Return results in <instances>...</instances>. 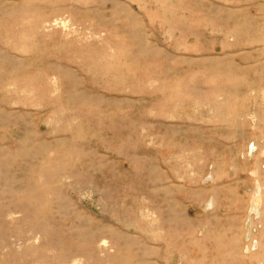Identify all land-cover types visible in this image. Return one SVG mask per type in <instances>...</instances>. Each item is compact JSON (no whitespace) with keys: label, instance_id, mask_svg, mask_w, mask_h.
Masks as SVG:
<instances>
[{"label":"rangeland","instance_id":"374dc122","mask_svg":"<svg viewBox=\"0 0 264 264\" xmlns=\"http://www.w3.org/2000/svg\"><path fill=\"white\" fill-rule=\"evenodd\" d=\"M260 233L264 0H0V264H264Z\"/></svg>","mask_w":264,"mask_h":264},{"label":"bare ground","instance_id":"6f19581e","mask_svg":"<svg viewBox=\"0 0 264 264\" xmlns=\"http://www.w3.org/2000/svg\"><path fill=\"white\" fill-rule=\"evenodd\" d=\"M255 190V192L253 193V195H252V200H253V204L256 206V204L258 203V201H259V199H260V197H261V195L259 194L260 192H259V189H254ZM261 190V189H260ZM261 201V200H260ZM255 206H254V208L253 207H251L253 210H255ZM252 210V211H253ZM259 212H260V210H259Z\"/></svg>","mask_w":264,"mask_h":264},{"label":"crops","instance_id":"0c3cea01","mask_svg":"<svg viewBox=\"0 0 264 264\" xmlns=\"http://www.w3.org/2000/svg\"><path fill=\"white\" fill-rule=\"evenodd\" d=\"M253 214V213H252ZM220 234V233H219ZM221 234L223 235V236H226L227 235V231L226 230H223L222 232H221ZM260 237H258V241H259V243H261V244H264V239H263V233H260V235H259ZM263 240V241H262Z\"/></svg>","mask_w":264,"mask_h":264}]
</instances>
